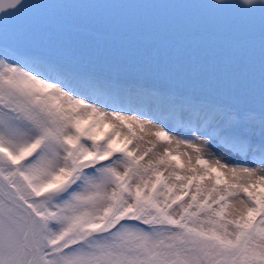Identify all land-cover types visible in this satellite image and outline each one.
<instances>
[{
	"label": "snow or ice",
	"instance_id": "6c2138e0",
	"mask_svg": "<svg viewBox=\"0 0 264 264\" xmlns=\"http://www.w3.org/2000/svg\"><path fill=\"white\" fill-rule=\"evenodd\" d=\"M0 264H264V0H0Z\"/></svg>",
	"mask_w": 264,
	"mask_h": 264
},
{
	"label": "rangeland",
	"instance_id": "374dc122",
	"mask_svg": "<svg viewBox=\"0 0 264 264\" xmlns=\"http://www.w3.org/2000/svg\"><path fill=\"white\" fill-rule=\"evenodd\" d=\"M46 31H50V30L47 28H37L38 38L41 42L47 41L49 39L57 42H59L60 40L71 39V37L68 35L59 36L56 31H51V32H46ZM213 150L215 151L216 149Z\"/></svg>",
	"mask_w": 264,
	"mask_h": 264
},
{
	"label": "water",
	"instance_id": "95a60500",
	"mask_svg": "<svg viewBox=\"0 0 264 264\" xmlns=\"http://www.w3.org/2000/svg\"><path fill=\"white\" fill-rule=\"evenodd\" d=\"M212 2H214V0H212ZM70 22L80 23L79 21H71L62 16L49 17L46 12H42L38 19V23H49L53 25H60L63 23H70Z\"/></svg>",
	"mask_w": 264,
	"mask_h": 264
}]
</instances>
